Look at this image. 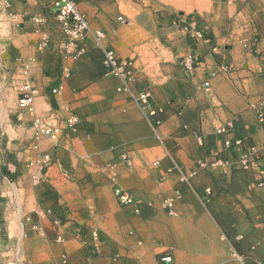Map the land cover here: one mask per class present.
<instances>
[{"label":"crops","instance_id":"1","mask_svg":"<svg viewBox=\"0 0 264 264\" xmlns=\"http://www.w3.org/2000/svg\"><path fill=\"white\" fill-rule=\"evenodd\" d=\"M74 1L105 45L134 61L129 87L150 92L160 123L106 73L100 48L62 55L53 0H0V264L62 255L69 264H157L164 255L173 264H242L232 252L264 264V168L239 162L247 145L264 149V0ZM44 33L49 46L38 49ZM189 55L199 59L191 70L182 64ZM24 79L37 91L35 113L61 118L70 108L76 134L34 137L28 113L16 116L15 84ZM221 126L228 131L217 133ZM237 139L243 144L225 148ZM33 144L54 160L37 184L27 166ZM217 159L223 164L183 188L175 214L162 208L182 188L174 165ZM116 189L135 202L121 204ZM33 222L43 234L28 230ZM91 229L102 240L98 256L84 243Z\"/></svg>","mask_w":264,"mask_h":264},{"label":"built area","instance_id":"2","mask_svg":"<svg viewBox=\"0 0 264 264\" xmlns=\"http://www.w3.org/2000/svg\"><path fill=\"white\" fill-rule=\"evenodd\" d=\"M53 10L54 19L56 21L59 32L61 33L62 40L59 42L58 47L64 57L76 60L81 57L89 48H100L103 53L102 63L106 69L107 74H111L121 79L123 82L122 91L127 93L133 101L139 103L141 110L145 114L146 119L154 126L160 123V120L156 118L157 109L153 108L149 102V91H134L129 87V84L133 83L136 79L134 61L132 59H120L117 53L108 48L105 45V34L101 30H92L88 17L85 13L80 11L74 0H53L51 4ZM14 20L16 15H11ZM36 23L43 22V18L32 17ZM122 21V17L118 18ZM49 36L42 34L41 40L38 44V49H45L49 46ZM183 66L186 69H193L199 64V59L195 55H189L182 61ZM26 68V65L24 66ZM17 91V105L16 116L17 119H21L23 113H28L30 118V128L32 129L35 138L46 137L52 141H55L63 133L74 135L78 132L79 118L73 113L70 108L64 110V116L61 118L54 116L44 117L37 115L33 109V99L37 93L36 89L32 87L29 80L24 79L15 84ZM264 105L261 104L259 109V116L263 118ZM228 131V126H221L216 130L217 133H224ZM233 144L242 145L243 142L239 139L233 141L226 140L224 145L226 149H229ZM33 150L35 151L34 157H31L27 166L34 169L31 174V180L34 184L39 183L45 178L48 168L53 164L54 160L51 154L38 150L37 144H33ZM239 162L243 167L247 168L252 164L258 165L264 168V149H257L254 145H247L239 155ZM156 164L158 162H155ZM219 164H223L220 159L209 161L200 160L196 163V166L191 170H185L179 165H174L173 170L177 173L178 182L182 188H178L174 191V194L164 198L161 201V206L169 214H175L174 208L175 201L182 195L183 188H189L191 186V179L201 169H208L211 167H217ZM69 176L71 173L66 172ZM162 180L165 178L162 176ZM259 185H264V181H260ZM209 193V190H206ZM115 195L121 204H132L135 202L134 197L130 194L122 192L120 189L115 190ZM135 212H138L135 209ZM51 210L47 209L40 213V217L44 218L51 215ZM30 220V217H27ZM63 220L60 217H53L52 224L54 226H61ZM31 229L43 234V228L39 223H31ZM3 227L0 222V233ZM81 231L76 232V236H79ZM87 239L84 240L85 245L94 256L101 255L102 253V240L97 229H91L86 232ZM232 257L241 261L242 264H247L243 257L232 252ZM51 264H69L67 257L62 255L60 260L54 261ZM157 264H173L172 258L169 255L161 256Z\"/></svg>","mask_w":264,"mask_h":264},{"label":"rangeland","instance_id":"3","mask_svg":"<svg viewBox=\"0 0 264 264\" xmlns=\"http://www.w3.org/2000/svg\"><path fill=\"white\" fill-rule=\"evenodd\" d=\"M1 224H2V222H1ZM21 226H22L21 223H19L20 230L22 231L20 236L23 238L25 236V234H26V231H24L25 229H23V227H21ZM28 230H31V228L29 227Z\"/></svg>","mask_w":264,"mask_h":264}]
</instances>
